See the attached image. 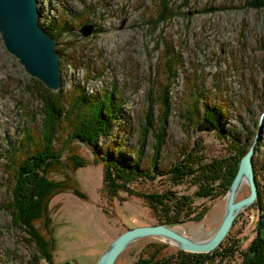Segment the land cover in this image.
<instances>
[{"label": "rangeland", "instance_id": "rangeland-1", "mask_svg": "<svg viewBox=\"0 0 264 264\" xmlns=\"http://www.w3.org/2000/svg\"><path fill=\"white\" fill-rule=\"evenodd\" d=\"M35 2L39 25L49 35H56L50 36L58 54V89L71 95L76 93L73 89L93 97V110L103 123L108 120L98 137L99 155L106 150L121 165L138 156L139 169L147 166L158 173L180 160L181 147L193 146L194 142L204 147L208 158L231 153V139L237 145L252 136L250 145L260 120L252 163L254 173L255 167L264 173V0ZM62 25L65 28L61 31ZM87 25L91 31L84 33ZM32 78L39 80L5 47L0 36V264H27L36 251V244L12 206L16 178L10 166L12 156L16 158L19 153L14 149L23 152L27 147L21 150L24 131L38 137L36 132L41 127L42 102ZM164 88L167 93L163 106L160 97ZM192 93L198 112L205 104L218 109V130L209 127L208 121L194 125L188 119ZM105 97L111 98L110 107L101 103ZM161 123L164 136L156 151ZM56 135L54 148L68 138L64 131ZM70 154L86 162L76 169H65L71 186L57 185L42 201L50 215L47 227L51 233L44 217L34 224L46 238L53 239L55 264H95L112 240L129 228L164 224L202 240L213 234L222 219L226 195L195 196L194 185L173 184L160 174L154 179L132 181L130 186L139 193L172 189L190 194L197 209L206 208L198 220L175 225L157 222L136 192L107 194L103 165L94 161L92 146L68 140L62 153L66 164ZM50 175L64 179L58 170ZM248 193V184L243 183L236 199ZM251 203L235 215L222 238L229 239L212 249L222 242V255L203 264H241V252L255 235L257 212ZM152 243L164 244V254L183 250L167 237L147 234L132 240L113 264H136L151 250ZM40 264L45 262L41 260Z\"/></svg>", "mask_w": 264, "mask_h": 264}, {"label": "trees", "instance_id": "trees-1", "mask_svg": "<svg viewBox=\"0 0 264 264\" xmlns=\"http://www.w3.org/2000/svg\"><path fill=\"white\" fill-rule=\"evenodd\" d=\"M64 28L62 25L60 27L61 31ZM50 35L56 38V35L51 32ZM32 80L38 87V96L42 102L41 127L36 132L38 137L32 131H24L22 142L20 141L21 150L24 145L27 147L23 152L19 148H15L14 150L19 152L16 153V158H19L18 162L15 161V155L12 156L14 159L11 157L10 160L13 162V165L10 164V166L14 171V175L12 172L11 174L14 179L16 178L15 187L12 190V206L16 208L17 214H19L21 226L31 235L32 241L36 244V251L32 252L27 264H40L41 260L45 264H55L53 261V239L46 238L44 233L34 224L44 217V225L48 226L50 215L42 201L57 185L71 186L68 185L70 176L65 169L73 170L83 166L86 162V160L74 154L67 156L69 163L66 164L63 161L62 153L68 140H71V142L76 140L92 146L94 161L103 165V185L109 196H114L119 191H126L129 194L136 192L148 204L157 222L175 225L200 219L206 208L197 209L190 194H178L172 189H165L162 192L139 193L130 186L132 181L147 178L154 179L156 174H160L167 176L173 184L187 182L194 185L195 196L210 198L223 196L237 171L241 156L248 149V140H251L252 137L237 145L234 144L235 140L231 139L229 144L234 146L232 152L222 157L212 158L206 156L204 147L201 144L194 142L193 146L181 147L179 149L180 160L173 162L158 173L155 169L147 166L139 169L136 166V162L139 160L138 156L136 159H129L128 163L121 165V161L114 159L106 150L101 155L96 151L98 137L103 132L104 125L108 120L103 123L99 113L93 110L94 106L91 102L94 99L93 97L73 89L72 91L76 92L73 95L63 93L60 89L50 90L39 80L35 78H32ZM165 89L160 97L163 106L165 105L167 93V89ZM196 100L193 96L189 105L191 118L188 119L194 125H199L201 120L208 121L215 130H218V109L205 104L202 112H198L195 104ZM100 101L105 107H110L109 101H111V98L105 97ZM150 119L151 116L148 114L147 120L152 128L153 122H150ZM163 120L164 118L161 119V122ZM157 129L158 134L154 132L156 134V144L154 146L156 151L162 144L164 136L162 123ZM62 131L67 134L68 138H64L65 140L60 141V145L54 148L52 142L56 140V134ZM138 153L140 151H137ZM54 170H58L64 179L60 181L50 177ZM255 170L257 196L250 205L257 212L255 235L241 252V264H264V173L258 167H255ZM73 191L78 196H82L76 189ZM46 229L49 232L51 231L49 227ZM225 239L228 240L229 238L225 237L222 242L226 241ZM221 244L207 253H193L177 249L174 253L164 254V244L152 243L151 250L141 255L136 264H203V262L211 260L217 255H222Z\"/></svg>", "mask_w": 264, "mask_h": 264}, {"label": "water", "instance_id": "water-1", "mask_svg": "<svg viewBox=\"0 0 264 264\" xmlns=\"http://www.w3.org/2000/svg\"><path fill=\"white\" fill-rule=\"evenodd\" d=\"M87 26H84L86 27L84 33L91 31L90 26ZM0 36L5 47L19 58L25 69L37 77L44 86L53 90L61 86L58 54L54 49L55 41L38 23L35 0H0ZM260 124L259 120L254 140L239 160L237 171L225 194L226 203L222 219L209 238L192 239L164 224L133 227L113 239L95 264H113L117 255L132 240L147 234L167 237L179 248L191 252H208L216 247L226 235L237 212L249 205L257 196L252 154ZM243 183L248 184L249 193L236 199V193Z\"/></svg>", "mask_w": 264, "mask_h": 264}, {"label": "bare ground", "instance_id": "bare-ground-1", "mask_svg": "<svg viewBox=\"0 0 264 264\" xmlns=\"http://www.w3.org/2000/svg\"><path fill=\"white\" fill-rule=\"evenodd\" d=\"M62 61V60H61ZM179 231V230H178ZM182 232V231H181Z\"/></svg>", "mask_w": 264, "mask_h": 264}]
</instances>
